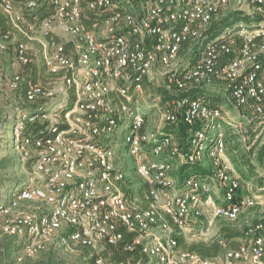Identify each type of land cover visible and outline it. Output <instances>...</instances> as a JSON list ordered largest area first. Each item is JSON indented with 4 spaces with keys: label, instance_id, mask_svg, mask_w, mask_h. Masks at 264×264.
<instances>
[{
    "label": "built area",
    "instance_id": "1",
    "mask_svg": "<svg viewBox=\"0 0 264 264\" xmlns=\"http://www.w3.org/2000/svg\"><path fill=\"white\" fill-rule=\"evenodd\" d=\"M36 6L0 0V16L15 31L0 32V52L30 67L36 55L27 43L36 44L50 76L40 83L22 71L8 79L0 74V97L20 93L33 106L29 113L14 107L11 134L14 152L33 175L10 207L0 206V234L22 242L14 264L53 243L67 253L87 247L97 254L124 233L132 236L125 249L143 258L136 264H264V169L259 184L239 176L222 127L240 123L187 94L219 81L238 120L264 130V0H54L51 15L38 23L39 37L27 18ZM228 16L231 24L224 25ZM214 25L216 36L209 38ZM195 47L198 59L180 69V52ZM158 68L162 88L174 98L147 130L146 113L129 105ZM36 121L49 133L22 135ZM121 123L143 191L126 187L116 161L112 144ZM179 123L188 127L184 143L174 134ZM257 140L260 151L264 143ZM181 166L208 169L180 178ZM19 203L30 209L11 212ZM251 210L257 217L245 218L240 236L225 239L223 229ZM180 236L216 242L219 252L206 258L184 250ZM87 264L114 263L96 256Z\"/></svg>",
    "mask_w": 264,
    "mask_h": 264
},
{
    "label": "rangeland",
    "instance_id": "2",
    "mask_svg": "<svg viewBox=\"0 0 264 264\" xmlns=\"http://www.w3.org/2000/svg\"><path fill=\"white\" fill-rule=\"evenodd\" d=\"M218 30V29H217ZM35 36H38L39 29L38 23L35 22V27L32 30ZM217 33V32H215ZM206 35L209 36L208 31ZM39 37V36H38ZM38 46L36 44L32 45V50L36 55L33 57V61L30 67H22L19 63L13 60V56L10 52H0V74L5 78H10L16 72H23L21 75L28 79L27 71H36V82H44L50 79L46 70L43 68L42 60L40 59L39 53H37ZM193 59L191 54L185 53L183 49L179 54L180 69L184 68L188 64H191ZM155 78L145 83L143 91L141 94L134 96L132 102L130 103V108L133 109L138 107L146 113V129L154 130L159 124V115L162 108L160 90H162V85L164 84L165 75L164 70L158 68ZM30 79V78H29ZM218 89L223 88L221 82L216 83ZM209 97V96H208ZM216 107H221L223 112L229 114L230 118H234L240 123L238 128H230L228 126L222 127L225 132V138L227 141V158L234 169V171L244 180L250 182L251 180L258 181L261 180L260 175L263 173L264 164L259 163L257 155L259 152L258 142L253 143L255 136L259 140V144L264 143V130L256 123L247 124L246 122L239 121L237 118V110L227 101L224 95H213L211 96ZM15 106L20 108L19 111L29 113L33 108L23 101L20 93L16 92H5L0 97V203L4 201L7 197L8 199L12 197L15 189H20L24 186V183L31 178L32 171L29 162L21 163L16 153L12 148V135L10 133V124L3 125L4 120H12L17 111L14 109ZM250 116V113H247ZM20 117V116H19ZM18 118V117H17ZM170 128V127H169ZM120 132L112 145L115 150L117 164L121 167L126 177V187L132 190H139L142 186V181L137 176L132 159L127 155L126 146L123 145L124 138L127 134V128L125 123H121L119 126ZM242 137H245V141H242ZM257 140V141H258ZM19 184V186H18ZM18 186V187H17ZM17 187V188H16ZM129 189V190H130ZM138 196V195H137ZM30 209L29 205L24 203H19L15 209H11V212H25ZM246 216V217H245ZM240 217L241 220L230 225V229L237 233L241 232L245 218L254 219L252 216H257V211H250L248 215ZM10 238V237H9ZM183 243L180 245L181 248L186 246L204 243L209 246L216 244V242L209 243L203 240H194L188 236H180ZM11 243L17 245L16 250L8 251L9 249H2L1 264H14L15 257L20 253L22 248L21 240L17 238H10ZM216 241V240H213ZM9 243L7 237L0 234V245L3 247ZM57 249V248H56ZM49 247L46 251L38 254L36 257L31 259H26L24 264H40L47 260H50L52 264H80L83 262V255L80 253L67 254L60 250H56ZM8 253L9 256H8Z\"/></svg>",
    "mask_w": 264,
    "mask_h": 264
},
{
    "label": "trees",
    "instance_id": "3",
    "mask_svg": "<svg viewBox=\"0 0 264 264\" xmlns=\"http://www.w3.org/2000/svg\"><path fill=\"white\" fill-rule=\"evenodd\" d=\"M37 3L36 9L32 15V17L27 16L28 20H30L31 23H40L42 21V19L48 17L49 15H51V13L53 12L54 6H53V1L54 0H35ZM34 17V18H33ZM234 20H237L238 17L236 14L231 16ZM229 16L225 19H223L222 22H224V25L227 24H231L228 22ZM217 25H214L213 27H211L208 30L209 33V38H214L216 36V30H217ZM0 32L2 33H13L14 30L10 27V25L6 22V19L3 18L2 16H0ZM200 54V50L195 47L192 50V54H191V58L193 59V61H196V59H198V56ZM13 56V55H12ZM14 60V59H13ZM44 68V67H43ZM27 75L29 76V78L33 81L36 82V71L31 72L30 70L27 71ZM23 91L21 90V93ZM188 96H190L191 98L194 99H204L207 101L208 105L210 106H215L216 107V103L213 102L212 99H208V98H212L211 96L208 97V95L206 94H202L201 92L198 93L197 89H193L192 91H189ZM160 95H161V99L162 102H166V101H170L172 98H174V95H171V93H169L168 91H166L165 89L160 90ZM181 94H178V96H180ZM15 122H16V118L13 117V119L10 120H4L3 121V125H9L10 124V133L12 134V129L15 126ZM45 127H46V123L44 122H38L36 121L35 123L32 124H27L24 127V130L22 132V135L25 136H29V137H42L43 135H46L48 132L45 131ZM57 126H54V128H56ZM171 130V127L168 128ZM176 132L179 135V140L181 143H184L187 134H188V127L185 126L182 123H179V125L176 128ZM116 132H114L115 134ZM114 140V135L112 137H110V139H108L109 142H112ZM13 148V147H12ZM264 149L262 148L257 155V159L259 161V163L263 164L264 162ZM196 170H198L197 167L193 166L188 170V174L190 173H194ZM183 177L182 172H180V178ZM261 181L262 180H258ZM19 186V184H18ZM17 186V187H18ZM16 187V188H17ZM145 188L144 186L140 187V191H143ZM17 193V189L14 190L12 197L11 198H7L4 199V201L2 203H0V206L7 208L10 207L12 204L13 199L15 198ZM223 237L225 239H236L240 236V233H237L235 231H232L230 228H224L223 229ZM6 237V236H5ZM7 239L9 240V243H6V246H2L0 245V264H1V258H2V249L3 248H7L9 249L8 251H14L17 248V245L15 243H11V240L9 237H7ZM132 240V236L130 234H123V238L120 242H118L116 245H105L104 249L100 252H98L97 254L95 253L94 250H91L87 247H78L75 249V251L73 253H67L65 252L62 248H59L55 243L48 245V247L46 248V250L49 247H52L56 250H60L64 253L67 254H76V253H80L83 255V262L80 264H87L89 262H91L96 256H100L103 259H105L107 262L110 263H114V264H136L138 261H142L143 258L140 257V255H138L136 252L131 253L129 251H127L125 249V246L130 243ZM178 243L179 245H181L183 243L182 239H178ZM184 250L190 251V252H194L202 257H213L216 256L219 252V247L216 244H213L211 246L204 244V243H197V244H192L189 246H186L185 248H182ZM45 250V251H46ZM44 252V251H43ZM42 253V252H41ZM10 253H8L9 256ZM36 257V256H35ZM25 262V261H24ZM24 262L22 264H24ZM40 264H52L50 260H47L43 263Z\"/></svg>",
    "mask_w": 264,
    "mask_h": 264
},
{
    "label": "crops",
    "instance_id": "4",
    "mask_svg": "<svg viewBox=\"0 0 264 264\" xmlns=\"http://www.w3.org/2000/svg\"><path fill=\"white\" fill-rule=\"evenodd\" d=\"M15 32V31H14ZM29 48H32V43H27ZM29 77V76H28ZM217 84H212L209 86H202V87H198L196 88L198 93L201 92L202 94H206L208 96H213V95H224L223 93V89H218V87L216 86ZM211 107H215V106H211ZM169 129L166 127V131H168ZM173 132V130H172ZM174 134L176 135L177 132L174 130ZM183 169V170H182ZM190 168L188 167H179L178 170L176 171V175L177 177L180 175V172H182L184 174V172H188ZM208 167H200L198 170H196L193 174L198 175V176H202L203 172H207ZM191 174V173H190ZM261 181H257L256 184H259ZM258 213V212H257ZM257 216H255L256 218Z\"/></svg>",
    "mask_w": 264,
    "mask_h": 264
}]
</instances>
